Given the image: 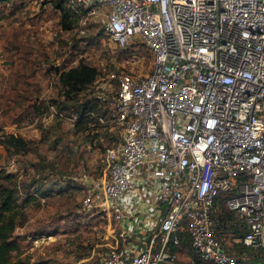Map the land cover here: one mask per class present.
<instances>
[{
    "label": "built area",
    "instance_id": "obj_1",
    "mask_svg": "<svg viewBox=\"0 0 264 264\" xmlns=\"http://www.w3.org/2000/svg\"><path fill=\"white\" fill-rule=\"evenodd\" d=\"M66 5L80 21L101 15L111 41L139 40L151 56L147 72L90 84L108 106L97 118L120 129L101 182L81 197L112 229L95 264H238L219 202L243 228L229 242L264 264V0Z\"/></svg>",
    "mask_w": 264,
    "mask_h": 264
},
{
    "label": "rangeland",
    "instance_id": "obj_2",
    "mask_svg": "<svg viewBox=\"0 0 264 264\" xmlns=\"http://www.w3.org/2000/svg\"><path fill=\"white\" fill-rule=\"evenodd\" d=\"M60 16L51 0H0V170L12 173L21 194L14 229L21 250L13 255L44 264H95L112 229L104 210L83 207L81 197L88 181L101 182L103 146L114 141L92 142L88 130L98 129L92 115L89 122L75 123L83 95L63 99L55 72L79 60L105 71L119 65L147 72L151 56L142 45L135 54H118L102 29L101 15L68 29ZM111 127L116 141L120 129ZM10 134L23 143L5 145L2 139ZM30 182L27 194L23 185ZM36 235L40 240L33 244ZM226 235L230 238V230Z\"/></svg>",
    "mask_w": 264,
    "mask_h": 264
},
{
    "label": "trees",
    "instance_id": "obj_3",
    "mask_svg": "<svg viewBox=\"0 0 264 264\" xmlns=\"http://www.w3.org/2000/svg\"><path fill=\"white\" fill-rule=\"evenodd\" d=\"M51 1L53 6L60 11V24L63 28H72L74 25L78 24L79 18L77 15L73 14L71 9L66 5V0ZM114 44L117 46V51H119L118 54H120L121 50L130 51V53L135 54L137 52L135 47L139 45H142L146 49V47L139 40H133L124 45ZM120 69L127 70L123 67H119V65H116L113 69L105 71L100 67H97L95 64L79 60L76 64L62 67L60 70L55 72L57 75L59 92L60 95L63 96V99H75L80 93L83 95L75 110V123L77 124L80 121L89 122L91 120V115L93 116L94 122L98 125V129L90 128L88 130V135L92 136V142L94 143L95 141L100 143L103 138L105 139V137H107L106 139H112L114 141L112 144H115L118 142L120 137H118L115 141L117 134L113 132L115 129L111 127V123L109 121L101 122L97 118L98 114L107 115L108 106H104L103 102H100L96 98L90 88V84L99 74H106L110 71H118ZM8 136H10V138L2 139V142L7 146L23 143L24 141L21 136L19 137L13 134ZM109 145L110 144H107L106 146L104 145L103 150L105 151ZM11 180L12 173H5L0 170V264H44L43 260L31 262L26 257H20L17 254L13 255V252L17 253L21 250L22 239L20 235L15 233L14 229L18 226V222H20L19 216L21 215L22 210L19 208L20 203L18 201V195L21 196V194L18 193L15 182L13 183ZM31 184L32 182H30V184L28 183L23 185L27 194H30ZM40 193L41 195L47 194L45 191H40ZM221 196L222 194H219V199ZM219 207L222 213L224 240H227V244L238 253V264H262L257 249L242 245L241 243L229 242L230 238H227L226 231L230 230L231 236H233L240 234L243 228L236 223L230 213L220 202ZM186 244L187 239H184L183 245L186 246ZM191 251L190 247L186 249V253Z\"/></svg>",
    "mask_w": 264,
    "mask_h": 264
}]
</instances>
